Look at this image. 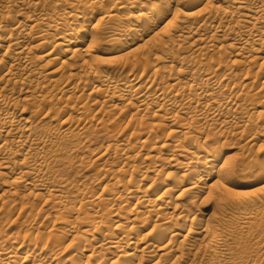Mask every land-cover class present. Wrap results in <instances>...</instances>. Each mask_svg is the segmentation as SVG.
Listing matches in <instances>:
<instances>
[{
	"label": "bare ground",
	"instance_id": "6f19581e",
	"mask_svg": "<svg viewBox=\"0 0 264 264\" xmlns=\"http://www.w3.org/2000/svg\"><path fill=\"white\" fill-rule=\"evenodd\" d=\"M261 182L264 0H0V264H264Z\"/></svg>",
	"mask_w": 264,
	"mask_h": 264
},
{
	"label": "rangeland",
	"instance_id": "374dc122",
	"mask_svg": "<svg viewBox=\"0 0 264 264\" xmlns=\"http://www.w3.org/2000/svg\"><path fill=\"white\" fill-rule=\"evenodd\" d=\"M116 55V54H115ZM114 55H108L105 57H113ZM235 140H230L227 142L228 143V147L225 148L224 153L226 155H231V156H239V154L241 153L240 150L237 148L238 146L234 143ZM230 143V144H229ZM258 144V143H257ZM255 144V146L253 147V152L258 153V150H256L258 148V145ZM227 146V144H226ZM262 155V154H259ZM80 174V176H78ZM91 172L90 173H86V171H81L78 172V174H74V177L79 179H83L87 184H93L94 188L99 189L100 184L96 181H94V177H91ZM246 179V174L244 172H240L238 174V176H236L235 178V182H243ZM264 185V182H261L259 184H252L250 186L247 187H235V185L233 184V188L236 190H243V191H253L256 190L257 188H259L260 186ZM48 207H43V211H46ZM44 213V212H43ZM2 227V226H1ZM6 229V226H4V230Z\"/></svg>",
	"mask_w": 264,
	"mask_h": 264
}]
</instances>
